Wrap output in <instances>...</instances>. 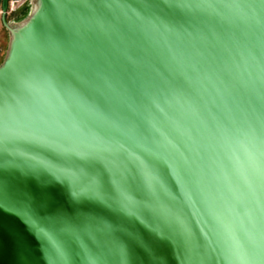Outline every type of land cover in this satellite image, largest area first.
Segmentation results:
<instances>
[{"label": "water", "instance_id": "obj_1", "mask_svg": "<svg viewBox=\"0 0 264 264\" xmlns=\"http://www.w3.org/2000/svg\"><path fill=\"white\" fill-rule=\"evenodd\" d=\"M8 7L0 264H264V0Z\"/></svg>", "mask_w": 264, "mask_h": 264}, {"label": "rangeland", "instance_id": "obj_2", "mask_svg": "<svg viewBox=\"0 0 264 264\" xmlns=\"http://www.w3.org/2000/svg\"><path fill=\"white\" fill-rule=\"evenodd\" d=\"M2 7V0H0V8ZM30 10V0L25 1L23 4L15 6L14 9L8 11V20L12 23H18L24 20ZM0 13V63L4 60L8 44L9 33L4 27Z\"/></svg>", "mask_w": 264, "mask_h": 264}, {"label": "built area", "instance_id": "obj_3", "mask_svg": "<svg viewBox=\"0 0 264 264\" xmlns=\"http://www.w3.org/2000/svg\"><path fill=\"white\" fill-rule=\"evenodd\" d=\"M25 1L27 0H9V7H8V11L12 10L15 8V6L23 4ZM2 12V10H0V13Z\"/></svg>", "mask_w": 264, "mask_h": 264}, {"label": "crops", "instance_id": "obj_4", "mask_svg": "<svg viewBox=\"0 0 264 264\" xmlns=\"http://www.w3.org/2000/svg\"><path fill=\"white\" fill-rule=\"evenodd\" d=\"M2 9V7L0 8V10ZM2 19V18H1Z\"/></svg>", "mask_w": 264, "mask_h": 264}]
</instances>
